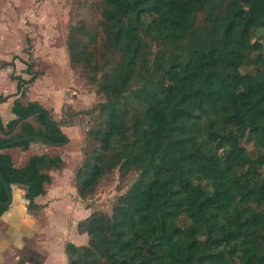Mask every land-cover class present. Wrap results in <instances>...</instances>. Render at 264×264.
<instances>
[{
    "label": "trees",
    "instance_id": "16d2710c",
    "mask_svg": "<svg viewBox=\"0 0 264 264\" xmlns=\"http://www.w3.org/2000/svg\"><path fill=\"white\" fill-rule=\"evenodd\" d=\"M73 1L97 9L100 29L69 24L70 66L80 63L104 98L87 132L98 144L74 174L77 194L89 196L114 168L134 177L111 212L78 221L88 239L66 243L68 264H264V0ZM31 68L12 75L16 116L0 117V144L23 139L4 148L25 149L36 135L68 139L49 108L25 100L43 73ZM2 149L1 173L37 208L63 158L33 153L16 166Z\"/></svg>",
    "mask_w": 264,
    "mask_h": 264
},
{
    "label": "rangeland",
    "instance_id": "374dc122",
    "mask_svg": "<svg viewBox=\"0 0 264 264\" xmlns=\"http://www.w3.org/2000/svg\"><path fill=\"white\" fill-rule=\"evenodd\" d=\"M99 18L97 9L94 10L87 4L80 5L73 0H0V63L3 58L9 60L10 64H16L13 69L16 75L26 72L27 64H32L31 71H47L32 87V94L44 97L47 108L48 105L54 106L57 103L54 99L60 101L66 98L67 92L73 94L71 101H62L57 108L60 114L57 119L67 128L69 134L68 137L65 133L67 141L61 145L50 142L46 144L50 152L59 153L63 158L60 167L51 169L54 176L52 184L65 190L54 198V204L60 205L68 200L73 207V214L82 209V214H89L93 210L111 212L116 198L126 190L134 177L130 173L121 175L114 168L100 177L89 196L81 198L76 194L74 174L85 154L98 144L87 132L95 125L94 117L98 116L97 103L104 98L96 93L95 85L88 80L80 63L70 66L66 37L69 24L79 20L100 29ZM118 58L115 55L110 63L114 64ZM52 64L62 65L61 75H56L58 71ZM55 92L61 95L56 97ZM242 143L250 151H257L252 141L243 140ZM14 155L16 157V153ZM202 185L210 189L208 183L202 181ZM82 214L66 218V235L71 229L69 225L78 216H83ZM56 216L60 217L58 212ZM45 219L46 216L44 222Z\"/></svg>",
    "mask_w": 264,
    "mask_h": 264
},
{
    "label": "crops",
    "instance_id": "0c3cea01",
    "mask_svg": "<svg viewBox=\"0 0 264 264\" xmlns=\"http://www.w3.org/2000/svg\"><path fill=\"white\" fill-rule=\"evenodd\" d=\"M2 61L3 62L0 63V94L9 95L5 100L0 101V117L5 124L16 116L15 113L12 112L11 106L13 99L17 95L14 93L19 91V83L16 78L12 77V75L17 76L13 72L16 64L3 65L4 62H9V60L2 58ZM52 66L58 71V74L56 75H61L60 72L63 69L62 65L52 64ZM46 73L47 71L40 74L29 85L25 100L37 99L43 105L45 104L44 97L41 98L39 95L32 94V87L33 84L40 78L44 77ZM20 76L26 78L28 77V74L24 72ZM10 80H12V83ZM45 91L47 92L49 90ZM55 93L56 97L61 95L59 92ZM72 95V93L67 92L68 97L66 96L65 99L60 101L59 99H54L57 103L54 106L48 105L51 112H53L54 117L58 118L60 116L59 109H57L60 103L62 101H71L73 99ZM28 120L37 125L34 118L28 117ZM61 129L69 137L67 128L61 125ZM0 136H3L1 130ZM47 143L48 142L41 139L31 141L29 146L25 149L20 146H12L6 147L2 150L9 152L12 156L13 164L19 166L27 160L30 154L41 152L54 154L55 152L49 151V146L46 145ZM15 153L16 157L14 155ZM52 168L48 170L51 175V181L45 184V193L38 194L34 197L35 203L39 204L35 209H30L28 207V200L24 196L26 190L25 185L21 183H13V203L0 214V264H17L19 260H22L23 264H68L65 250L66 243L68 241L74 242L75 244H83L86 242L85 240H87L88 234L86 232H80L77 228V223L88 214H82L83 209L77 210L73 214V207L68 200L62 202L60 205L54 204V198L58 196V193L62 194L65 190L63 187L56 188V185L52 184V181L54 180V176L51 173ZM40 211L44 214H40ZM57 212L60 215L59 218L56 216ZM80 214L83 216H78L75 222L69 225V228L71 229L66 235L65 230L68 229L66 218ZM42 215L46 216L45 222V216L43 217ZM67 236L70 238L67 239Z\"/></svg>",
    "mask_w": 264,
    "mask_h": 264
},
{
    "label": "water",
    "instance_id": "95a60500",
    "mask_svg": "<svg viewBox=\"0 0 264 264\" xmlns=\"http://www.w3.org/2000/svg\"><path fill=\"white\" fill-rule=\"evenodd\" d=\"M46 128V127H45ZM63 134V133H61ZM37 137L41 138L42 140H46L45 139V136L43 135H36ZM31 136H28V138H30ZM23 139V137H20V138H17V139H12V140H9L7 142H4V143H1L0 144V149L1 148H4L5 146H7L8 144H11L13 142H16V141H19ZM51 143H54V144H61L63 142H51ZM0 181L2 182V184L4 185L5 187V190H6V193H7V199L6 200H0V205H3V206H6V207H10V205L13 203V184H9L5 177L3 176V174L1 173L0 171Z\"/></svg>",
    "mask_w": 264,
    "mask_h": 264
},
{
    "label": "bare ground",
    "instance_id": "6f19581e",
    "mask_svg": "<svg viewBox=\"0 0 264 264\" xmlns=\"http://www.w3.org/2000/svg\"><path fill=\"white\" fill-rule=\"evenodd\" d=\"M13 195H14V190H13Z\"/></svg>",
    "mask_w": 264,
    "mask_h": 264
}]
</instances>
